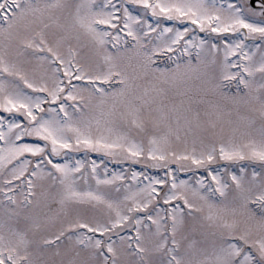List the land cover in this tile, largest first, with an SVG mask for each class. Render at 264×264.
I'll return each mask as SVG.
<instances>
[{
    "label": "snow or ice",
    "instance_id": "6c2138e0",
    "mask_svg": "<svg viewBox=\"0 0 264 264\" xmlns=\"http://www.w3.org/2000/svg\"><path fill=\"white\" fill-rule=\"evenodd\" d=\"M0 264H264V0H0Z\"/></svg>",
    "mask_w": 264,
    "mask_h": 264
}]
</instances>
